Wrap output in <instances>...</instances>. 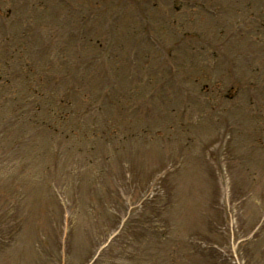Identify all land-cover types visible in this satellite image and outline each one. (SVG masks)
I'll return each mask as SVG.
<instances>
[{"label": "rangeland", "instance_id": "374dc122", "mask_svg": "<svg viewBox=\"0 0 264 264\" xmlns=\"http://www.w3.org/2000/svg\"><path fill=\"white\" fill-rule=\"evenodd\" d=\"M39 1L0 0V264H264V0Z\"/></svg>", "mask_w": 264, "mask_h": 264}]
</instances>
